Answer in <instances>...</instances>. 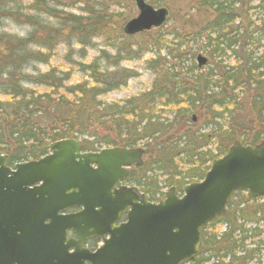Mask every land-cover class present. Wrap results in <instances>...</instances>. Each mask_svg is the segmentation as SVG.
Masks as SVG:
<instances>
[{"label":"trees","instance_id":"1","mask_svg":"<svg viewBox=\"0 0 264 264\" xmlns=\"http://www.w3.org/2000/svg\"><path fill=\"white\" fill-rule=\"evenodd\" d=\"M57 2L0 0V24L9 19L31 27L26 36L0 32V154H7L9 163L37 159L62 138L81 139L85 150L143 143L148 159L132 169L130 180L157 201L163 187L175 185L181 191L203 179L211 162L234 141L255 145L264 140V0L197 2L196 11H208L202 33L193 38L209 55L202 68L194 61L185 66L187 55L167 65L160 49L154 50L159 41L134 48L133 36L123 31L129 19L116 28L118 13L93 11L86 4L87 15L76 14L59 9ZM97 37L118 50L113 57L102 52L111 66L119 65L122 54L156 53L148 61L155 74L151 87L122 103L101 100L126 86L134 72L110 70L97 59L79 64L88 80L75 84L65 83L68 72L65 77L52 70L38 76L27 72L33 63L48 62L61 42L76 41L85 50ZM188 37L182 35L179 47ZM26 81L50 91L41 93ZM195 120L209 130L200 131ZM201 232L200 254L182 264H264L263 199L237 191L226 213Z\"/></svg>","mask_w":264,"mask_h":264},{"label":"water","instance_id":"2","mask_svg":"<svg viewBox=\"0 0 264 264\" xmlns=\"http://www.w3.org/2000/svg\"><path fill=\"white\" fill-rule=\"evenodd\" d=\"M135 3L127 35L168 19L165 6ZM208 61L197 55L199 68ZM83 149L77 139H60L48 154L13 166L0 154V264H181L200 254L201 228L225 214L235 192L264 199V140L234 141L202 180L182 195L172 186L156 202L123 184L132 166L144 164L143 147ZM94 237L103 243L95 252L84 246Z\"/></svg>","mask_w":264,"mask_h":264},{"label":"rangeland","instance_id":"3","mask_svg":"<svg viewBox=\"0 0 264 264\" xmlns=\"http://www.w3.org/2000/svg\"><path fill=\"white\" fill-rule=\"evenodd\" d=\"M146 1L154 8L166 6L169 10V18L163 26L159 27L158 29L156 28V30L151 29L147 33L141 34L139 32L132 35L133 39L131 42L134 44V48H137V44H142L144 42L151 44L153 41H159V44L154 48V50L160 49V56L161 58H166L167 65L175 63V60L173 59L177 58L178 55L182 57L187 55L186 59L184 58L185 66L190 65L193 61L197 64V55L201 52L209 57L207 52L199 49L201 41L193 39L202 33L203 25L201 21H203L205 18H208V11L200 10V12H198L195 10L197 2L200 0H159L160 4H157L156 1L158 0ZM57 4L60 5L59 9L63 8L66 11H71L73 13L82 15H87L86 4L90 7H94L93 11L98 9L116 14L118 13L119 16L115 17L116 28H119L124 21L135 17L138 13V9L134 0H77L76 2L74 0H58ZM50 20L54 22L53 19ZM30 30V26L15 23L9 19L3 20L2 24H0V32H6L18 36H26ZM184 34L189 35L187 40L188 43L179 47L177 43L182 41V35ZM149 47L151 48V46ZM85 48V50H82L81 46L76 41L69 44L61 42L52 52L48 62L33 63L31 66H29L30 68L27 69V72L30 75L38 76L41 73H46L52 70L54 74L63 77H65L64 74L68 72L70 73V79L65 83H67V85L75 84L84 80H88V74L80 70L81 66L79 64L91 63L97 59L102 66H105V68L109 66L110 70L127 68L134 72V76L128 80L126 86H121L120 88L115 89L104 96H101V100L110 103H122L128 97L134 96L151 87L152 82L155 79V74L152 69L149 68L148 61L156 57L154 55L156 53L147 51L145 53L139 54L138 56L122 54V60L120 61L119 65L111 66L106 62L105 58H102L101 56L103 51H106V53H108L111 57L117 54L118 50L115 47H111L110 41L105 40L104 37H97L93 39L92 46H87ZM170 51L174 53L173 56L168 54ZM111 61L113 63L115 62V59ZM25 85L37 89L41 93L44 91H50V89L46 86H41L34 82L26 81ZM163 109L167 108L163 107ZM169 113L171 114V112ZM194 115L196 114H193V118L196 119ZM196 123L200 131L204 132L209 130L203 121L199 120L196 121ZM50 144L48 153L50 152ZM138 146L144 148L143 143ZM144 159L147 160L148 155H145ZM133 184L138 186L136 182H129V185ZM168 188L169 186L163 187V191L165 192ZM221 229L223 230L224 226H221L220 230ZM262 252V262L264 263V246Z\"/></svg>","mask_w":264,"mask_h":264},{"label":"flooded vegetation","instance_id":"4","mask_svg":"<svg viewBox=\"0 0 264 264\" xmlns=\"http://www.w3.org/2000/svg\"><path fill=\"white\" fill-rule=\"evenodd\" d=\"M77 209H70L69 211H76ZM125 216L123 215L122 216V219L124 218ZM96 238H92V239H90V240H88L87 242H86V246L90 249V250H92V251H95L97 248H98V244H99V241L98 242H96Z\"/></svg>","mask_w":264,"mask_h":264}]
</instances>
